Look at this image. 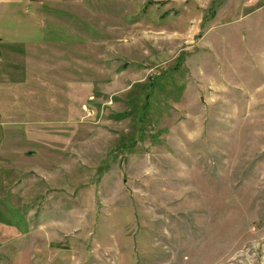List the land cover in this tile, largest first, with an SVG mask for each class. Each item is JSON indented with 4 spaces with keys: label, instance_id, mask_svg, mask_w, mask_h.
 Returning a JSON list of instances; mask_svg holds the SVG:
<instances>
[{
    "label": "rangeland",
    "instance_id": "374dc122",
    "mask_svg": "<svg viewBox=\"0 0 264 264\" xmlns=\"http://www.w3.org/2000/svg\"><path fill=\"white\" fill-rule=\"evenodd\" d=\"M0 5V264H264V0Z\"/></svg>",
    "mask_w": 264,
    "mask_h": 264
},
{
    "label": "crops",
    "instance_id": "0c3cea01",
    "mask_svg": "<svg viewBox=\"0 0 264 264\" xmlns=\"http://www.w3.org/2000/svg\"><path fill=\"white\" fill-rule=\"evenodd\" d=\"M9 0H6V2L8 3ZM22 1H25V0H22ZM35 1H38V2H29V4L31 3H37L35 4V6H39V5H42L43 3H47V1L49 0H35ZM0 5H5V2H3L2 0H0Z\"/></svg>",
    "mask_w": 264,
    "mask_h": 264
}]
</instances>
